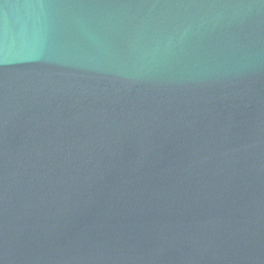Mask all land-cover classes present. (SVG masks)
<instances>
[{"label":"water","instance_id":"1","mask_svg":"<svg viewBox=\"0 0 264 264\" xmlns=\"http://www.w3.org/2000/svg\"><path fill=\"white\" fill-rule=\"evenodd\" d=\"M0 264H264V0H0Z\"/></svg>","mask_w":264,"mask_h":264}]
</instances>
